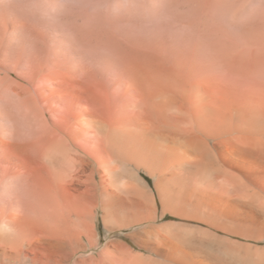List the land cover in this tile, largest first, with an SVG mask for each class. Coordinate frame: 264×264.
<instances>
[{"label": "bare ground", "instance_id": "obj_1", "mask_svg": "<svg viewBox=\"0 0 264 264\" xmlns=\"http://www.w3.org/2000/svg\"><path fill=\"white\" fill-rule=\"evenodd\" d=\"M124 54L120 68H103L112 82L82 71L68 79L83 102L68 128H43L32 112L27 141H0L14 175L45 208L33 219L14 199V210L0 213V264H218L206 250L224 234L264 237V84L223 83L156 47ZM155 192L163 214L202 226L166 234L149 225L142 243L160 259L119 241L89 253L97 248L94 210L113 229L151 223ZM145 205L148 213L132 212Z\"/></svg>", "mask_w": 264, "mask_h": 264}, {"label": "rangeland", "instance_id": "obj_2", "mask_svg": "<svg viewBox=\"0 0 264 264\" xmlns=\"http://www.w3.org/2000/svg\"><path fill=\"white\" fill-rule=\"evenodd\" d=\"M152 47L181 55L176 60L223 83L233 79L264 84V0H0V141H27L32 136L27 114L32 112L43 128L55 123L68 128L71 110L76 112L73 108L83 103L76 101L68 84L73 74L82 71L87 79L100 74L112 82L113 76L103 68H120L127 59L125 51ZM142 177L155 190V180L144 172ZM18 184L27 188L14 175V157L1 151L0 213L14 210L15 199L20 212L37 219L44 206L28 188L14 190ZM155 194L156 220L151 223L113 229L103 221V211L94 210L97 248L89 253L99 256L106 244L119 241L134 255L160 259L143 245L148 237L142 235L151 224L166 234L178 226H202L163 214ZM145 208L132 212L148 213L149 206ZM166 225L172 229L162 230ZM224 236L227 243L207 248L211 260L264 264V237Z\"/></svg>", "mask_w": 264, "mask_h": 264}]
</instances>
